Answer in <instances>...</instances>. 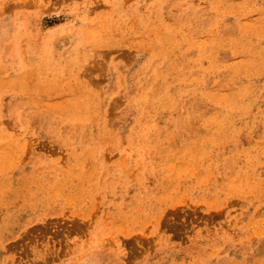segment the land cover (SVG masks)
<instances>
[{"label":"rangeland","instance_id":"obj_1","mask_svg":"<svg viewBox=\"0 0 264 264\" xmlns=\"http://www.w3.org/2000/svg\"><path fill=\"white\" fill-rule=\"evenodd\" d=\"M264 264V0H0V264Z\"/></svg>","mask_w":264,"mask_h":264},{"label":"crops","instance_id":"obj_2","mask_svg":"<svg viewBox=\"0 0 264 264\" xmlns=\"http://www.w3.org/2000/svg\"><path fill=\"white\" fill-rule=\"evenodd\" d=\"M71 261H65V260H63L60 264H72V263H70ZM83 264H92L91 263V261L90 260H87L85 263H83Z\"/></svg>","mask_w":264,"mask_h":264}]
</instances>
